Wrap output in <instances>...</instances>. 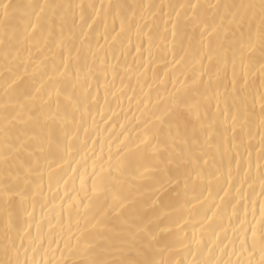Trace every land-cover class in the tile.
I'll return each mask as SVG.
<instances>
[{
	"label": "snow or ice",
	"instance_id": "obj_1",
	"mask_svg": "<svg viewBox=\"0 0 264 264\" xmlns=\"http://www.w3.org/2000/svg\"><path fill=\"white\" fill-rule=\"evenodd\" d=\"M69 7L39 0H0V49L5 61L0 72L4 79L0 264H245L240 257L255 256L257 250L258 264H264V0L259 4L199 0L109 4L115 10L111 17L94 4H79V15L70 23L65 11ZM85 7L91 9L87 14ZM57 29L56 47L62 51L59 63L53 57L51 73L47 57L31 61L35 65L31 73L27 66L18 72L24 63L21 53L46 46ZM97 33L104 45L97 41L93 51L90 41ZM165 34L173 42L168 52L173 67L162 76L152 75L156 102L151 98L153 86L147 85L148 92L137 102L143 104L141 116L147 119L129 121L140 131L135 137L130 133L124 137L116 164L109 156L107 166L101 163L98 171L94 168L91 187L82 197L88 201L84 229H80L81 218L75 230L71 218L65 224L63 200L61 211L47 217L43 213L45 172L50 190L63 180L69 155L88 146L89 129H83L85 138H81L83 124L76 122V113L82 118L96 103L90 80L99 83L96 72L104 77L105 104L109 95L119 99L123 93V87L111 91L108 82V47L114 60L115 51L123 56L133 39L137 52L145 40L150 49L158 40L156 47L163 51ZM77 39L79 47L74 44ZM229 65L232 75L224 84ZM117 66L118 60L110 66L113 80ZM254 74L260 78V88L255 87ZM257 96L262 131L253 145ZM210 105L218 115L209 113ZM56 119L65 125L63 139L53 138L49 129V121ZM33 143L42 156L30 150ZM137 180L157 192L175 183L176 196L169 205L154 203V209L164 210L147 224L137 213L117 227L107 219L105 208L119 217L118 209L128 199L123 186L135 187ZM37 204L42 211L39 220ZM74 207L76 202L70 201L69 217ZM165 221L168 227H162ZM177 249V255L186 251L191 259H155ZM246 264L253 261L248 259Z\"/></svg>",
	"mask_w": 264,
	"mask_h": 264
},
{
	"label": "bare ground",
	"instance_id": "obj_2",
	"mask_svg": "<svg viewBox=\"0 0 264 264\" xmlns=\"http://www.w3.org/2000/svg\"><path fill=\"white\" fill-rule=\"evenodd\" d=\"M14 3H30L35 2V0H13ZM39 2L44 3H56L61 5H71V7L66 8V14L69 17V23L72 17H78L80 9L76 7L79 4H84L85 6L89 4H94L98 11H101L102 14H107L109 17L112 16L114 9H109L108 5H132V4H149V3H163L167 4L170 0H39ZM171 2H177V0H171ZM180 2H188V0H180ZM195 2V0H192ZM202 4H239V3H254L259 4V0H199ZM104 5V8L101 10L100 6ZM91 9L85 7L86 14L90 12ZM214 11V10H210ZM117 23L119 21L117 20ZM256 26L259 24L258 18L255 21ZM69 32V27L66 26L64 29V35L67 36ZM165 44L167 48L163 51H159L156 47L159 44V41H155L153 47L149 48L147 40L140 46V51L137 52L135 49L137 47V42L133 39L132 44L129 45L123 56L120 52L115 51L116 60L113 58V50L111 47H108L106 63L109 66L108 71V82L111 86V91H115L123 87V93L119 95V99H114L112 95L108 96V103L105 104V88H104V77L100 75L99 72L95 73V76L99 77V83L95 78L90 80V87L92 95L95 97L96 103L93 104L90 113L85 112L81 118L79 113H76V122L78 124H83V127L80 131V137L85 138L84 128L89 129L87 139L88 146L83 149V151L72 152L64 163V172L63 180L60 183H53L51 189L49 190L47 186V173L45 172L44 176V195L46 197L45 203L47 207L43 209V213L47 217L54 216L55 214L61 211L60 202L64 201L63 205V214L64 222L68 223L69 218L73 224V229L75 230V222L78 218H81L80 229H84V223L82 217L85 214V211L88 209V201L83 200L84 191L88 190L91 187L92 181L94 179L93 170L94 168L98 171L99 165L104 163L105 166L108 164L107 157L111 156V163L116 164L119 159L118 149L123 147L121 143L124 140V137L129 133L132 137L136 136V133L140 131L139 128H133L132 124L129 121L134 123V117L137 119H147L146 116H141V112L144 111L143 104H138V101H142L145 93L148 92L147 85L153 86V91L151 93V98L153 103L156 102V92H155V82L151 79L152 75L155 73L157 76H162L164 72L172 69V57L168 54L169 50L172 49V38L170 35L165 34ZM59 29H57L53 38L48 41L47 45H40L39 47H31L29 50H26L21 53V58L24 61L18 68V72H23L24 66L28 67L29 73H31L32 68L35 66L31 61L39 62L45 60V63L48 64V72L51 73V65L53 63V57H55V62L59 63L61 56V49L56 47V42L59 40ZM97 41L101 46L104 45V41L100 39L99 34L95 35V38L91 39V48L93 51L97 48ZM76 47L80 46V41L77 39L74 41ZM30 55V60H29ZM64 59L67 60V51H63ZM118 60V66L116 68L117 78L112 79V64L116 63ZM4 52L0 49V72L3 71L4 67ZM72 64H75V61H72ZM207 62L205 61V65ZM167 65V67L165 66ZM147 69V71H144ZM143 71V75H141ZM226 77L224 79V84L228 83V80L231 78L232 69L231 66L225 70ZM239 72V67L237 68ZM178 74V73H177ZM37 81H39V76H37ZM206 79V78H205ZM46 80V77H45ZM253 80L255 81V87H261V81L258 74H254ZM179 86V85H178ZM169 88L171 85L169 84ZM143 89V91H141ZM43 95V93H41ZM4 97V79L0 76V100ZM259 97L257 96V106H256V117L255 122L252 128L253 135L255 139L253 140V145H257L259 140L261 129L259 128ZM40 101L38 100V103ZM51 103V102H50ZM0 109H2V104H0ZM115 113V115H113ZM210 114H217V110L214 105L209 107ZM52 114L55 115V107L53 105ZM121 125H124V128H121ZM65 127L63 122L59 119L55 121H49V129L53 138L59 136L63 139L62 129ZM68 127H71V123L68 124ZM39 131V130H37ZM95 141V144H93ZM2 144H0V150H2ZM36 151L38 155H43L39 152V147L33 143L32 149ZM255 151L258 152V146L255 148ZM219 158V157H217ZM74 170V171H72ZM81 180L84 181V190L81 189ZM63 181H67L65 184ZM135 187L131 185H124V195L128 199L124 200V204L118 209L120 215L117 217L111 212L110 207L105 208L107 213V219L117 227L123 226L125 220H132L135 218L136 214L139 213V216L142 218L144 223L154 220L157 213L162 212L164 209H154V203H163L164 205H169L173 202L176 193L173 191L175 188V183L171 186H168L157 192L154 188H150L143 184V182L137 180L134 182ZM247 191V190H246ZM258 192V189H257ZM79 193V196L77 195ZM223 195V193H221ZM182 198V197H181ZM50 201V203H48ZM70 201L76 202V207L71 210V217H69L68 203ZM218 202V200H217ZM109 205L112 204L111 201L108 202ZM51 209V211H49ZM42 211L40 204H37L35 216L39 220L41 218ZM251 218V217H249ZM226 223V221H225ZM235 223V221H234ZM91 229V224L88 226ZM162 227H168L167 221L162 224ZM161 235V238H163ZM231 232H229V236ZM227 242V241H226ZM162 247V246H161ZM177 250L164 251L162 254H157L155 259L157 260H169L173 256L176 259L184 258L186 261L190 260L191 257L188 256L186 251H183L181 255H177ZM131 255H135L132 253ZM227 258V257H225ZM241 261H246L251 259L253 264H258L260 259L259 251L257 250L256 255L249 257L247 254L240 257ZM233 262L236 260V256H232Z\"/></svg>",
	"mask_w": 264,
	"mask_h": 264
}]
</instances>
